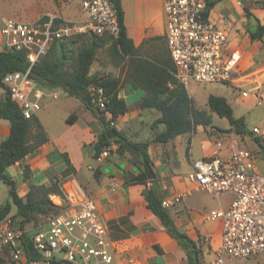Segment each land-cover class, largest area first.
<instances>
[{"label": "crops", "instance_id": "1", "mask_svg": "<svg viewBox=\"0 0 264 264\" xmlns=\"http://www.w3.org/2000/svg\"><path fill=\"white\" fill-rule=\"evenodd\" d=\"M121 1L128 37L140 54L148 57V52L154 51L157 38L163 37L166 42L164 0ZM210 2L213 5L209 18L215 22L224 21L228 25L227 52L238 58L232 82L239 83L246 79L259 82L261 86L255 92L263 96L264 37L252 39L246 13V7L250 12L254 10L258 25L259 22L264 24L262 4L250 6L248 0ZM47 9L49 7L40 11ZM37 19L35 14L33 20ZM146 40L150 41L145 43ZM119 66L121 64L112 61L111 56L107 55L105 62L99 63L97 59L94 61L90 74L105 73L121 78L119 96L128 103V110L115 121L114 127L132 142H150L149 154L157 173L154 181L126 183V176L138 173L139 169L133 163L131 154L119 153L118 147L107 157H96L92 144L105 129L101 116L87 107L80 98L68 95L62 89H59L60 95L57 98L45 100L35 114L48 140L9 166L6 173L15 180L22 195L32 186H49L57 179H61L60 185L66 194L76 193L80 186L97 202L100 218L109 228L113 253L110 264H189L187 248L168 232L161 219L148 208L145 190L151 186L156 188L161 199H173L183 194L179 202L167 209L178 230L194 240L201 249V260L214 258L222 243L223 228L220 219H210L209 215L213 210L229 208L233 195L219 197L195 190V181L190 174L194 170V162L214 154L216 147L209 138H197L198 127L166 143L154 141L156 133L165 129L163 123L153 127L161 113L155 108L142 107L145 92L127 81ZM5 94L6 89L0 87V100ZM73 114L76 116L69 122L68 118ZM102 116L107 121L108 116ZM35 131L33 128L30 135ZM10 132L11 122L0 115V141L7 138ZM260 136L264 137V134ZM198 142L202 148L199 154L195 151ZM232 144H228L223 153L228 154ZM66 154L75 170L63 177V172L69 167ZM25 167L29 171L27 178L24 177ZM96 170H99L98 177L95 176ZM9 190L8 186V193ZM58 196L54 195L53 198ZM56 202L59 204L60 200ZM13 207L16 210V206Z\"/></svg>", "mask_w": 264, "mask_h": 264}, {"label": "built area", "instance_id": "2", "mask_svg": "<svg viewBox=\"0 0 264 264\" xmlns=\"http://www.w3.org/2000/svg\"><path fill=\"white\" fill-rule=\"evenodd\" d=\"M264 8V0H260ZM84 14L80 23L70 22L57 14H46L33 21L4 18L0 22L3 50H23L29 67L5 75L3 83L20 105L26 118H32L48 98L60 95L58 88L41 84L32 78V68L58 40L81 33L118 38L121 32L115 0H79ZM210 0H164L165 39L174 63V74L186 87L195 82H232L237 56L227 52L228 25L215 22L207 14ZM210 12V11H209ZM233 83V82H232ZM92 102L101 109L108 96L102 86L90 85ZM249 93L242 92V97ZM257 103L263 96L253 94ZM115 120L111 121V126ZM255 132H260L258 127ZM233 143V142H232ZM223 139L215 143V152L194 162L190 177L195 190L214 196L233 195L229 208L211 211L210 219L222 221V243L214 258L199 264H227L226 258H250L264 253V173L257 167L252 150ZM228 145V144H227ZM118 144L112 142L100 154L109 156ZM51 196L58 213L31 230L22 228L14 218L0 221V253L9 251L17 264H110L113 260L109 228L101 220L97 202L80 187L76 193ZM182 195L162 199L168 208ZM27 238L38 258L26 259L23 242Z\"/></svg>", "mask_w": 264, "mask_h": 264}, {"label": "trees", "instance_id": "3", "mask_svg": "<svg viewBox=\"0 0 264 264\" xmlns=\"http://www.w3.org/2000/svg\"><path fill=\"white\" fill-rule=\"evenodd\" d=\"M115 2L121 25L118 38H113L110 35L99 36L92 33H81L58 40L52 44L48 53L33 66L31 76L41 84L62 89L68 95L80 98L87 107L93 109L98 115L108 116V128L104 129L98 140L92 144L95 156H100L103 149L112 142L117 143V151L121 154L130 153L133 163L139 169L138 173H130L126 176V183H147L154 181L157 176L149 154L150 142H132L121 130L111 126V121H116L128 110V103L119 96L121 78L105 73L90 74L91 66L97 59L99 49L112 41L111 54L124 60L125 57H128V61L123 67L124 69L127 68L125 79L145 92L142 97L143 108H155L161 113V116L153 123V127L159 123L165 125L163 131L156 133L154 141L166 143L178 135L195 131L199 125L210 126L213 120L208 111L196 106L187 87L175 76V66L170 55L168 59H152L140 54L132 39L128 37L122 1L115 0ZM212 5L211 2L208 4L207 14ZM246 13L250 18L252 13L248 7H246ZM249 32L252 39H262L264 37V24L259 22L257 30H249ZM86 34L90 36L89 43H82L76 54L72 56V46ZM149 41L146 40L145 43ZM28 67L29 63L23 50L0 51V87L6 89L5 97L0 100V115L11 122L9 136L0 141V182L10 187V199L0 206V221L5 220L11 213L13 206H16V216L21 218L20 225L22 228H27V224L31 222H38L39 215L58 213L60 207L52 202L51 195H64L60 185L61 179H57L49 186H32L25 195H22L15 180L6 173L9 166L22 160L48 140V135L43 130L39 119L36 116L26 118L20 105L12 98L8 88L3 83L7 73L24 71ZM92 84L102 86L108 96L104 109L92 102L89 91V86ZM208 105L212 111L221 117H227L238 134L247 131L244 117L234 115L233 108L226 97L211 94L208 97ZM74 116L76 115H71L68 121L71 122ZM33 128L36 131L31 136L30 133ZM255 142L263 154L264 160V137L255 136ZM130 143L135 145L138 155L133 154L128 149ZM65 157L69 167L63 172V177L75 170L67 154ZM28 175V168L25 167L24 177L27 178ZM95 176H99V170H96ZM145 197L148 208L161 219L168 232L187 248L189 264H199L202 261L201 249L198 248L194 240L178 230L168 209L162 205L159 191L151 186L145 190ZM23 245L26 251V259H35L40 256L27 238H25Z\"/></svg>", "mask_w": 264, "mask_h": 264}, {"label": "rangeland", "instance_id": "4", "mask_svg": "<svg viewBox=\"0 0 264 264\" xmlns=\"http://www.w3.org/2000/svg\"><path fill=\"white\" fill-rule=\"evenodd\" d=\"M250 6H261L260 0H248ZM49 7V9L40 11ZM254 10L251 11L254 14ZM38 18L45 16L46 14H57L64 17L70 22L80 23L84 20V14L80 7L79 0H0V22L4 18L11 17L22 21H32L34 15ZM249 26L251 21L249 18ZM104 36V35H103ZM90 36L86 34L79 42L72 46L71 55L74 56L82 43H89ZM154 51L148 52V57L152 59H168L169 54L167 45L163 37L157 38L155 41ZM112 41L106 43L97 54V62H105L107 55H110L112 61L115 60L121 68V72L125 73L127 68H123L128 57L122 59L119 56H114L110 52V46ZM261 86V83L252 81L250 79L242 80L239 83L232 82H195L191 81L187 87L190 96L193 98L197 107L205 109L212 115V125L204 127L197 126V138L211 141L214 145L217 139H223L227 144L236 143L242 147H246L256 154V163L259 171L264 173V160L263 154L260 152L256 142L255 136L264 134V100L258 104L252 96L255 91ZM263 88V87H262ZM264 89V88H263ZM246 91L250 94L249 97L243 98L242 92ZM220 95L226 97L231 103L234 115L236 117H245L246 129L245 133L238 134L230 124L227 117H221L216 112L212 111L208 105L209 95ZM264 96V93H263ZM254 127H258L260 132H255ZM205 129V130H204ZM254 135V136H252ZM237 140H235V139ZM225 144V146H228ZM227 149V148H226ZM195 151L197 154L202 153L200 142L196 144ZM0 185V206L10 199L8 193V186L4 183ZM13 207L8 218H14L18 223L21 222V218L16 216V210ZM49 215H39L38 222H31L27 224V229L37 228L44 225ZM36 223V224H35ZM227 264H264V253L242 259L226 258ZM0 264H17L13 261L11 253L9 251H3L0 253Z\"/></svg>", "mask_w": 264, "mask_h": 264}, {"label": "water", "instance_id": "5", "mask_svg": "<svg viewBox=\"0 0 264 264\" xmlns=\"http://www.w3.org/2000/svg\"><path fill=\"white\" fill-rule=\"evenodd\" d=\"M250 19H251V27H250V30L251 31L257 30V28H258V18L255 15L252 14L251 17H250ZM100 120L103 123L105 129H107L108 128V125H107V121L105 119V116H101L100 117ZM128 149L133 154L138 155V151H137L135 145H133L132 143L128 144Z\"/></svg>", "mask_w": 264, "mask_h": 264}]
</instances>
